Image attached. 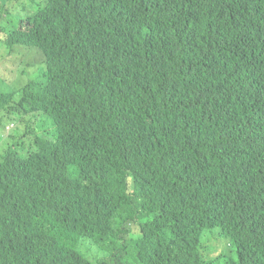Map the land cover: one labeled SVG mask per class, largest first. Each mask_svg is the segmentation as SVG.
<instances>
[{
	"label": "trees",
	"instance_id": "1",
	"mask_svg": "<svg viewBox=\"0 0 264 264\" xmlns=\"http://www.w3.org/2000/svg\"><path fill=\"white\" fill-rule=\"evenodd\" d=\"M8 35L44 67L11 121L54 129L0 155V264H211L206 228L264 264V0H41Z\"/></svg>",
	"mask_w": 264,
	"mask_h": 264
},
{
	"label": "rangeland",
	"instance_id": "2",
	"mask_svg": "<svg viewBox=\"0 0 264 264\" xmlns=\"http://www.w3.org/2000/svg\"><path fill=\"white\" fill-rule=\"evenodd\" d=\"M41 0H0L2 5L0 9V94H11L9 105L14 108L9 114L2 110V122L0 124V155L8 147L14 148L19 153H25L34 149V137L45 134L52 137L53 126L48 117L39 114L38 123L35 124L34 137L32 134L22 136L21 123H15L11 120L21 117L27 118V114L18 112L17 102L19 100L20 90L28 81H34L40 74L43 67L41 57L37 52H27L26 48H20L19 44L12 42L8 44L6 37L9 31L24 26L28 16L34 14ZM35 50V49H32ZM29 64V65H27ZM43 67V68H42ZM73 176V173H71ZM138 232V225H131V235L127 234V241L130 236H135ZM77 250L87 258L94 251V247L89 245L88 241H81ZM230 250V251H229ZM198 252L205 260H210L216 255L219 258L211 264H226L229 258L235 259L234 247L229 245L226 238L218 233L216 228H206L203 230L198 244ZM127 264H137L134 260V252L127 251Z\"/></svg>",
	"mask_w": 264,
	"mask_h": 264
},
{
	"label": "clouds",
	"instance_id": "3",
	"mask_svg": "<svg viewBox=\"0 0 264 264\" xmlns=\"http://www.w3.org/2000/svg\"><path fill=\"white\" fill-rule=\"evenodd\" d=\"M6 42L8 43V44H10L11 43V39H10V36L7 34V37H6Z\"/></svg>",
	"mask_w": 264,
	"mask_h": 264
},
{
	"label": "bare ground",
	"instance_id": "4",
	"mask_svg": "<svg viewBox=\"0 0 264 264\" xmlns=\"http://www.w3.org/2000/svg\"><path fill=\"white\" fill-rule=\"evenodd\" d=\"M20 110H21V108H20Z\"/></svg>",
	"mask_w": 264,
	"mask_h": 264
}]
</instances>
